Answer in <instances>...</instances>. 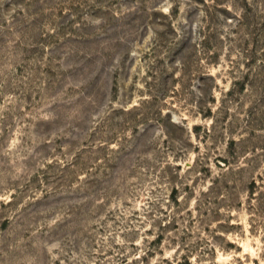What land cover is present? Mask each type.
Segmentation results:
<instances>
[{
    "label": "rangeland",
    "instance_id": "obj_1",
    "mask_svg": "<svg viewBox=\"0 0 264 264\" xmlns=\"http://www.w3.org/2000/svg\"><path fill=\"white\" fill-rule=\"evenodd\" d=\"M0 264H264V0H0Z\"/></svg>",
    "mask_w": 264,
    "mask_h": 264
}]
</instances>
